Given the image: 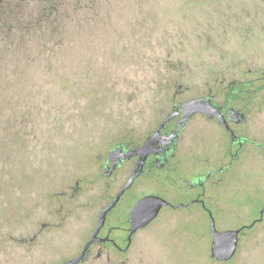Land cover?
I'll return each instance as SVG.
<instances>
[{"label": "rangeland", "instance_id": "rangeland-1", "mask_svg": "<svg viewBox=\"0 0 264 264\" xmlns=\"http://www.w3.org/2000/svg\"><path fill=\"white\" fill-rule=\"evenodd\" d=\"M0 11V264H34L21 241L44 222L40 238L58 245L47 256L69 254L129 176L128 164L102 174L109 149L141 142L174 102L264 70V0H5ZM253 117L260 136L264 108ZM215 130L196 117L184 133L185 155L217 160L225 138ZM245 160L224 189L218 229L264 206V155ZM193 171L183 167L182 175ZM157 177L139 178L108 222L148 193L171 201L195 194ZM187 213L180 226L194 231V247L180 251L179 264H235L210 257L199 205L161 212ZM259 228L264 221L251 229ZM258 252L252 264H264V241Z\"/></svg>", "mask_w": 264, "mask_h": 264}, {"label": "flooded vegetation", "instance_id": "flooded-vegetation-1", "mask_svg": "<svg viewBox=\"0 0 264 264\" xmlns=\"http://www.w3.org/2000/svg\"><path fill=\"white\" fill-rule=\"evenodd\" d=\"M249 71L252 72L249 79L241 78L228 81L226 79L221 82L220 92L210 89L208 93L197 96L210 98V102L218 110V114L196 113L189 120L188 124L178 131L170 148L151 153L148 156L145 171L134 182L135 184L139 178L144 176L149 177L151 174H154L158 176V181L173 179L175 183L185 185L182 195L186 196L191 191H194V196L184 197V199L177 201H171L164 197L170 204L163 205L159 213L152 220L137 227L135 230H133L131 213L141 197L130 206L124 205V208H121V212L114 216V220L108 222V215L118 207L121 198L107 215L105 224L99 232V238L91 244L85 258L76 264H179L180 251L183 254L185 252L189 253L194 247V231L180 226L181 223L188 222L191 219L192 213L184 214L182 217H175L171 214H161V212L164 207L190 208L195 204L204 210L209 219V233L211 236L210 257L220 263L235 261V264H252L258 258L259 244L264 241V228L254 230L251 228L264 221V206L249 221L243 222L237 227L227 228L240 229L238 247L231 258L220 260L212 255V246L215 239L211 231L212 218L215 219L222 212L223 193L229 183L228 181H232L231 179L234 178L235 184L237 183L238 173L241 167L245 166L246 160L244 161V158L248 161L250 158L255 157L256 154L260 153L264 155V132L260 136L258 135L259 131L253 120V116L264 108V102L259 100V95L264 91V70L251 71L250 69ZM218 96L223 97L219 100ZM186 100L174 102L171 110L162 116L157 126L141 142L131 143L123 141L117 145L122 144L126 151L135 150L142 146L145 140L158 128H161L162 134H170L179 127V121L184 116L181 104ZM175 109L179 110L180 113L160 127L165 118ZM198 116L214 125V128L225 138L224 143L219 148L220 153L217 160L209 155L199 160L196 155L188 158L191 153L187 156L185 155L184 133L189 130L190 123ZM160 145L162 146V144ZM139 157V154H133L131 157L123 160L115 169L114 174L124 164H128L130 176ZM199 162H208L210 165L204 166L205 169L200 170L199 166L196 167V163ZM111 165L112 162L109 161L107 153L106 159L102 163V168L104 169L102 174ZM183 167H189L190 170L194 171L188 172V175H182ZM175 174H178V179L177 177L174 179ZM74 189L76 188L74 187ZM239 190L240 188L237 184L236 194ZM115 195L102 207L100 213L113 201ZM98 218L96 223L93 224L94 227L92 226L91 231L78 239V243L69 254L60 248V254L56 259H52L51 255L47 256V252L49 248H54V245H57V243L50 241L49 237L46 236L40 238L41 233L49 226L47 222L41 225L35 224L33 233L21 242L23 244L28 243L26 247L29 249L30 257H35L36 262L34 264H62L67 260L75 259L81 254L97 228ZM158 226H161L162 229H154V227ZM227 229L218 230L223 231ZM17 255L18 252H16ZM62 257L63 259H61Z\"/></svg>", "mask_w": 264, "mask_h": 264}, {"label": "water", "instance_id": "water-1", "mask_svg": "<svg viewBox=\"0 0 264 264\" xmlns=\"http://www.w3.org/2000/svg\"><path fill=\"white\" fill-rule=\"evenodd\" d=\"M181 107L184 112V116L179 121V127L173 130L170 134H162L161 128H158L150 137L145 140L142 146L135 150L126 151L124 146L120 144L108 151V159L110 162H112V165L109 166L103 173L104 176L108 177L113 176L115 169L123 162V160L131 157L133 154H139L140 157L128 180L117 192L113 201L101 211L98 218L97 228L92 238L84 247V250L75 259L67 260L62 264H76L85 258L87 250L91 244L99 238V232L104 226L109 212L117 205L125 192L134 184L136 178L145 171V165L148 156L151 153H156L160 150H166L170 148L177 136L178 131L182 130L196 113L205 112L211 115L218 114V110L213 104H211L210 98L208 97L191 98L182 102ZM178 113H180V111L175 109L165 118L160 127L164 126L168 120L175 117ZM160 144H162V146ZM165 204L170 203L166 198L160 195L147 194L141 197L134 206L131 213L134 226L133 230L152 220L159 213L161 207ZM211 231L215 236L212 246V255L220 260L231 258L235 254L238 247V235L240 229H227L220 231L216 226L215 219L212 218Z\"/></svg>", "mask_w": 264, "mask_h": 264}, {"label": "trees", "instance_id": "trees-1", "mask_svg": "<svg viewBox=\"0 0 264 264\" xmlns=\"http://www.w3.org/2000/svg\"><path fill=\"white\" fill-rule=\"evenodd\" d=\"M5 0H0V6L2 7V4L4 3ZM3 12V11H0Z\"/></svg>", "mask_w": 264, "mask_h": 264}]
</instances>
